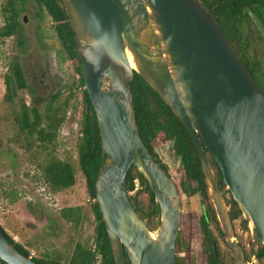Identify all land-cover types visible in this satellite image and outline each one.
Wrapping results in <instances>:
<instances>
[{"label": "water", "instance_id": "obj_1", "mask_svg": "<svg viewBox=\"0 0 264 264\" xmlns=\"http://www.w3.org/2000/svg\"><path fill=\"white\" fill-rule=\"evenodd\" d=\"M62 4L99 130L104 164L95 178L94 195L114 264H126V258L129 264H176L178 193L139 136L130 90L134 73L189 134L233 264H246L244 254L234 240L205 150L249 224L256 259L259 244L264 247V94L213 15L198 0H62ZM246 13L264 42L261 20L249 8ZM131 166L158 206L154 237L128 200L125 176ZM0 261L37 264L1 232Z\"/></svg>", "mask_w": 264, "mask_h": 264}, {"label": "rangeland", "instance_id": "obj_2", "mask_svg": "<svg viewBox=\"0 0 264 264\" xmlns=\"http://www.w3.org/2000/svg\"><path fill=\"white\" fill-rule=\"evenodd\" d=\"M4 2L0 0V27L3 25L1 7ZM16 3L20 9L17 34L0 38V226L28 252L30 258L67 262L77 243L93 249L95 226L90 211L92 202L76 163L83 111L81 91L78 76L61 49L46 12L32 0L24 5L19 1ZM258 49L263 51V46L259 44ZM13 60L21 65L28 88L14 90L10 102L5 98L4 77ZM30 90H34V93ZM21 103L29 108L36 106L41 115L49 105L53 108L66 106L64 123L57 132L54 148L57 158L67 159L74 166L75 190L56 193L43 182L39 165L44 153L41 154L34 138L20 132L15 123V117L21 113ZM170 147V142L158 140L153 150L178 190L179 246L175 253L183 264H207L209 254L204 248L199 219L203 207L212 205V202L208 193V197L203 199L197 194L187 197L179 192L180 183L184 180L183 171ZM221 195H224L223 203L228 210L229 193L225 186L221 189ZM138 199L144 205L148 202L146 193L139 194ZM75 205L82 207L83 222L78 227H73L59 215L60 209ZM238 220H244L241 214L234 222V240L241 243L245 250V263L264 264L252 258L249 224L246 223L247 229H242ZM158 226L159 217L152 221L153 235ZM209 229L216 240L217 251L228 264L232 263L231 253L221 237L216 236L214 225L210 224Z\"/></svg>", "mask_w": 264, "mask_h": 264}, {"label": "trees", "instance_id": "obj_3", "mask_svg": "<svg viewBox=\"0 0 264 264\" xmlns=\"http://www.w3.org/2000/svg\"><path fill=\"white\" fill-rule=\"evenodd\" d=\"M17 1L24 5L28 0H5L1 7L3 25L0 27V38L2 39L15 36L20 27V9L17 6ZM32 1L46 12L51 21L56 39L78 76V87L81 91L83 111L79 124V139L76 146V163L80 176L84 181L86 193L92 202L90 211L95 226L92 239L93 249L77 243L67 262H60L57 259L46 261L33 257H31V260L37 264H114L106 230L94 195L95 178L104 164V160L100 157L99 130L93 107L84 90L74 35L68 23L62 0ZM198 1L213 15L234 53L264 94V42L246 13V9L249 8L264 25V0ZM259 44L263 46V51L258 49ZM4 84L6 90L5 98L10 102L12 101L13 95L11 94H13L14 90H25L28 88L23 69L17 61L13 60L10 62L8 74L4 77ZM130 90L139 136L153 160L168 175L166 167L158 160L153 148L158 140L170 142L171 151L179 159L183 171L184 180L180 183L179 192L187 197L198 194L203 199L207 198L208 194L195 147L183 125L158 95L136 73L133 74V79L130 82ZM30 91L34 93V90ZM65 110V105L62 108L59 105L54 106V108L49 105L44 115H41L36 106L29 108L24 103H21V113L15 117V123L19 131L33 137L34 143L39 146L41 154L44 153L43 161L39 165L42 179L49 189L56 193L69 192L75 190L76 187L75 169L72 163L67 159L61 160L55 156L54 142L59 128L64 123ZM205 154L215 178L218 179L220 187H223L219 168L207 150H205ZM134 180H138L140 189L135 191L134 195H130L133 192ZM125 189L133 209L141 219L146 221L147 226L152 231V221L159 217L158 206L148 185L133 166L126 173ZM141 193H146L148 196V202L145 205L138 199V195ZM74 199L76 200L75 197ZM230 203L234 214L238 215L240 211L231 197ZM81 208L78 205L64 207L60 209L59 215L73 227H78L83 222ZM209 221H213L217 225V219L211 204L207 206V209L204 208L200 228L204 236L203 244L210 249V257L212 259L207 264H216L210 248L211 235L207 230ZM242 224L243 229H247L244 220ZM217 230L220 236H223L219 227ZM0 232L21 254L30 257L28 252L21 245L15 243L1 226ZM178 246L179 240L176 237V253ZM256 258L264 263V247L262 245L258 249ZM175 261L176 264H183L178 256H176ZM0 264L4 263L0 261ZM126 264H129L127 258Z\"/></svg>", "mask_w": 264, "mask_h": 264}, {"label": "flooded vegetation", "instance_id": "obj_4", "mask_svg": "<svg viewBox=\"0 0 264 264\" xmlns=\"http://www.w3.org/2000/svg\"><path fill=\"white\" fill-rule=\"evenodd\" d=\"M214 177H215V175H214ZM215 180H216V183H217V186H218V188H219V191H220V193H221V189H222V187H220V184H219V181H218V179L217 178H215ZM222 183H223V181H222ZM198 195V194H197ZM200 196V195H199ZM221 197H222V200L224 199V195L222 196L221 195ZM230 194H229V196H228V210H227V213H228V216H229V220H230V222H231V226H232V230H233V232H234V234H235V226H234V222H235V219L241 214V213H239L238 215H235L234 214V212H233V207H232V205H231V203H230ZM210 205V204H209ZM208 205V206H209ZM212 206V208H213V205H211ZM204 208H206L207 209V206L206 207H203V211H202V215H201V217H200V219H199V226H200V221H201V218H202V216H203V214H204ZM213 211H214V208H213ZM214 213H215V211H214ZM216 216V215H215ZM217 219V218H216ZM242 221L243 220H238V225H239V227H241L242 229H243V227H242ZM210 224H212V225H214V227H215V230H216V236H220V233H219V231L217 230V228L219 227L220 228V230H221V227H220V225H219V222H218V220H217V225L216 224H214V222L213 221H209L208 223H207V230L210 232V235H211V245H210V248H211V252L213 253V256H214V258H215V262H216V264H228V262L227 261H225L224 260V258L221 256V253H219V251H217V248H216V240L213 238V236H212V234H211V231H210V229H209V225ZM201 229V228H200ZM202 232V231H201ZM221 232H222V230H221ZM222 234H223V232H222ZM202 235H203V233H202ZM221 237V239L223 240V244H224V246L230 251V249H229V247H228V245H227V243H226V241H225V236H224V234H223V236H220ZM203 240H204V236H203ZM204 243V242H203ZM240 247H241V249L243 250V254H244V259H245V262H246V255H245V250H244V248L242 247V245H241V243H237ZM251 246H252V241H251ZM204 248H205V250H207V252H208V254H209V256H208V260H207V263H208V261H212V259H211V257H210V249L207 247V246H204ZM259 249V248H258ZM251 250V253H252V248L250 249ZM230 253H231V251H230ZM232 257V256H231ZM231 260H232V258H231ZM232 264H233V261H232Z\"/></svg>", "mask_w": 264, "mask_h": 264}, {"label": "built area", "instance_id": "obj_5", "mask_svg": "<svg viewBox=\"0 0 264 264\" xmlns=\"http://www.w3.org/2000/svg\"><path fill=\"white\" fill-rule=\"evenodd\" d=\"M140 189V185H139V182L138 180H134L133 181V192L137 191Z\"/></svg>", "mask_w": 264, "mask_h": 264}, {"label": "bare ground", "instance_id": "obj_6", "mask_svg": "<svg viewBox=\"0 0 264 264\" xmlns=\"http://www.w3.org/2000/svg\"><path fill=\"white\" fill-rule=\"evenodd\" d=\"M128 60H129V64L131 66V68H133V64H132V61H131V57L128 55ZM152 237H154V235H151Z\"/></svg>", "mask_w": 264, "mask_h": 264}]
</instances>
